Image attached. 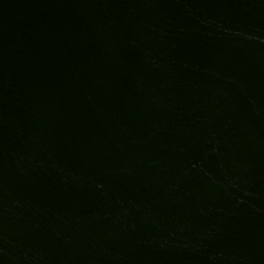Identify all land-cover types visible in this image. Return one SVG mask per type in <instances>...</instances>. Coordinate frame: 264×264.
<instances>
[{
	"label": "water",
	"instance_id": "95a60500",
	"mask_svg": "<svg viewBox=\"0 0 264 264\" xmlns=\"http://www.w3.org/2000/svg\"><path fill=\"white\" fill-rule=\"evenodd\" d=\"M0 264H264V0H0Z\"/></svg>",
	"mask_w": 264,
	"mask_h": 264
}]
</instances>
